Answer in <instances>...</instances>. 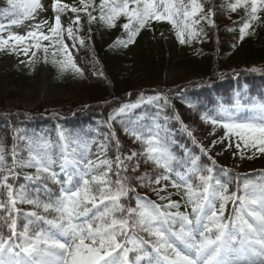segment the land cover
<instances>
[{
  "label": "snow or ice",
  "instance_id": "snow-or-ice-1",
  "mask_svg": "<svg viewBox=\"0 0 264 264\" xmlns=\"http://www.w3.org/2000/svg\"><path fill=\"white\" fill-rule=\"evenodd\" d=\"M250 2L249 19L240 28L241 40L251 27V22L259 19L256 15L257 5L264 3V0ZM131 3L135 6L130 8L128 0H122V6H110L108 0H101L100 4L99 18L110 27L115 26V20L120 16L127 18L128 22L122 26L130 32L125 46L134 42L133 38L149 20L172 24L181 44L185 43V33L189 41L199 37L202 29L197 30L195 25L200 24L201 20L213 23L209 16L214 13L209 11L208 15H203L204 8L198 0H190V10L178 0H131ZM7 4L9 8L6 11L23 7L25 19L42 7L39 0H7ZM81 4L86 10L88 5L85 0H81ZM247 4L248 0H237L230 7L236 11ZM68 7L54 0L56 15L47 34L29 31L26 36L10 34L7 39L0 36V49L14 42L12 47L15 50L17 45L30 40V47L39 50L42 48L41 41H49L53 47L58 46L53 56H66L65 60L54 59L53 63H58L62 71L71 66L80 73L63 41L61 13ZM71 11L78 12L79 9L72 7ZM198 14H201L199 18L193 19ZM88 16L89 22L96 19L91 13ZM21 22L12 20V24ZM74 23H79V16ZM3 27L0 25V30ZM34 27L39 28L40 25ZM67 32L70 38H75L71 27ZM27 51L25 48V54ZM43 51L47 55L48 47H44ZM160 98L149 97L148 101ZM138 106L139 103L125 104L109 119H115L117 115L126 114ZM253 108L251 117L240 119L239 116L229 115L228 121L221 124L226 129L225 138L234 135L246 147L264 153V103ZM212 123L218 121L212 120ZM129 131L136 141L145 146L143 152H133L122 158L117 141L114 160L107 158V145L104 142L98 146L97 158H89L87 141L79 137L73 140L77 147L69 153L70 137L61 131L59 136L65 144L59 173L54 170L55 161L47 142L29 140L27 160H18L13 149V168H35V173L27 175L25 179L40 186L34 189V196L25 186L14 192L13 185L7 183L10 176L15 178L12 169L0 177V187L7 189L8 196L7 206L0 202V208L7 207V220H10L6 224L9 235L5 236L3 226H0V264H257L252 257H264V175L257 180L245 179L236 191L230 192L228 185L213 175L212 168H200L197 158H192L188 163L187 159L176 156L174 142L170 140V133L164 125L156 123L155 130L149 129L147 132L136 127ZM236 147L239 149L240 144L237 143ZM138 156H143L145 163L151 162L157 169L163 170L154 180L149 179L147 174L137 176L141 186H145L146 179L147 186L153 183L158 185L161 180L169 181L173 188L183 189L185 203L191 205L190 214L179 211L181 205L178 201L164 196L160 199H167L168 203L163 206L139 196L135 207L123 202L129 191L134 189L128 186L127 175L121 173L128 171L125 161L130 162ZM4 160V149L0 147V173L3 172ZM181 166L184 171H177ZM138 168L139 162L131 170L135 172ZM113 175L115 180L112 179ZM47 181L58 185V190L50 188ZM238 192L241 194L238 195ZM229 202L233 204V210L232 214L226 216ZM18 203L31 205L36 210L21 213L17 208ZM12 212L17 215L13 217ZM21 215L26 223L23 230L18 232L17 220ZM41 224L47 225L48 229H43ZM137 230L146 233V237L137 235ZM17 240L20 242L17 243ZM133 252L136 255L130 259L129 253ZM259 264H264V260H260Z\"/></svg>",
  "mask_w": 264,
  "mask_h": 264
},
{
  "label": "trees",
  "instance_id": "trees-1",
  "mask_svg": "<svg viewBox=\"0 0 264 264\" xmlns=\"http://www.w3.org/2000/svg\"><path fill=\"white\" fill-rule=\"evenodd\" d=\"M57 2L64 4L63 0H57ZM201 2L206 10L214 13V24L201 26L205 38L200 47H191L180 42L169 48L160 43L147 46L144 45L142 38L138 37V47L121 49L110 46L101 38V30L111 28L99 18L101 0H85V4L88 5L86 10L84 4H81V0H71L70 8L79 9L78 12L73 13L76 18L79 16L80 33L84 40L90 44L91 52L102 70V74L99 76L88 75L85 78L89 85L88 103L85 106H73L55 111L42 107L29 111L22 108L6 107L0 102V141L5 140L7 135L16 131L21 132L29 140L41 139L44 142L54 136L59 129L66 131L74 139L79 137L87 142L102 137V134H109V139L114 142L112 134L116 133L119 137H124L125 140L123 141L125 146L120 147V155L130 153L128 147L130 145L135 148L136 153H141L145 146L140 141H136L129 130L133 127L143 132H147L149 129L155 130L154 122L158 121L168 129L169 138L174 142L173 151L177 157L187 159L188 163L192 158H197L200 168H212L213 175L226 183L230 192L236 191L237 186L242 185L245 179H259L262 174L239 175L219 169L207 159L197 146H194L189 139L179 133V129L186 123L207 115L219 103L231 107L234 105L236 97L243 104H248L254 99L264 101V15H257L259 19L251 22V27L241 40L240 28L249 19L250 0L246 6L238 7L236 11H232L230 5L236 3L237 0H201ZM53 3L54 0H49L51 26L56 15ZM108 3L110 6L116 4L122 6V0H108ZM7 9L0 7V18L9 15L17 17L24 13L23 7H18L14 11H6ZM105 11L107 12V9ZM64 13L65 11L61 13L63 41L65 37ZM88 13H91L96 19L89 22ZM228 16L232 19L227 20ZM116 20L127 21V18L120 16ZM0 36L4 38L1 31ZM31 43L32 41L29 40L16 48L29 47L30 49L21 68L10 76L16 86L25 88L29 82H34L40 68L44 65L48 66L55 74L60 76L63 73L66 74V69L62 71L58 63H53L54 59L61 61L62 58L59 54L53 56L56 48L50 45L49 41H41L42 48L39 50L30 47ZM44 47L49 49L47 55L43 51ZM12 51L11 49L5 50L0 54V59L9 57L13 53ZM33 53H35L34 56ZM235 57L240 58L241 65L231 71L225 67V63ZM181 71H189L194 76V80L174 89L158 85L165 75H175ZM67 80L68 83L71 81L70 78ZM157 96L161 98L153 100L151 104L147 103L149 97ZM137 103H139V108L128 115L121 114L117 115L115 119H109L121 106ZM70 143L74 148L77 147L73 141ZM115 146L112 145L107 158H115L117 154ZM133 160L135 165L139 162L137 171L121 173L127 175L128 186L130 189H134V191H129L123 202L135 207L139 196L146 197L161 206L168 203L167 199L161 200L160 194L157 193H150L146 196L145 190L153 188L154 183L147 186L148 180L146 179L145 186H141V182L136 179L137 176L147 174L149 179L154 180L158 172L163 170L157 169L151 162L145 163L143 156H138ZM2 167L3 172L0 173V176L5 173L7 168L5 164ZM178 169L183 170L184 168L181 166L176 170ZM33 172H35V168H16L14 170L15 178L11 176L8 182L13 185L15 191L21 186H25L34 196V189L40 185L25 179ZM112 179L115 180L116 177L113 175ZM47 184L54 190L59 188L51 181H47ZM4 190L5 188L0 187V199L5 198ZM239 194L241 193L238 192ZM40 196L43 199V191ZM162 196L168 197L172 201H178L181 205L179 211L191 213V205L185 203L183 189L174 188L163 193ZM17 208L21 213L36 210L31 205L20 203L17 204ZM232 210L233 204L229 202L225 215L232 214ZM257 210H259L258 206ZM11 215L15 217L17 213L12 212ZM8 216L7 207L0 208V226H3V233L9 232L6 226L7 223H10V220H7ZM24 223L26 220L21 215L17 220L18 232L23 230ZM41 227L44 228V224H41ZM137 235L146 237V233L139 230H137ZM130 254L134 255L135 253ZM254 259L261 260L260 257Z\"/></svg>",
  "mask_w": 264,
  "mask_h": 264
},
{
  "label": "rangeland",
  "instance_id": "rangeland-1",
  "mask_svg": "<svg viewBox=\"0 0 264 264\" xmlns=\"http://www.w3.org/2000/svg\"><path fill=\"white\" fill-rule=\"evenodd\" d=\"M63 1L64 4L69 6L68 10H66L63 15V25L65 28L64 43L67 45L68 51L71 54L74 63L81 70L80 73H77L71 68V66H68L66 68V74L63 73V75L60 76L53 73L48 66L44 65L40 68L39 74L34 82H29L25 88L18 87L15 85L10 76L14 71L21 68L22 62L30 53V49L29 47H20L19 49H16L17 46H19L17 45L15 50H13L12 44L14 42H10L8 46L0 49V54L7 49L13 50V53L9 57L0 59V102L6 107L22 108L29 111L42 107L47 110L55 111L73 106H85L88 103L89 85L86 83L85 78L88 75L99 76L102 74V70L100 64L91 52L90 44L84 40L80 33V23H74L76 17L70 8L71 0ZM39 2L42 7L37 8L32 16L27 19L24 18V13L17 17L9 15L0 18V25L4 26L0 31L5 39H7L10 34L26 36L29 31L34 30H38L39 32H43L45 34L48 33L52 23L49 10V0H39ZM128 2L130 8L135 6L131 3V0H128ZM178 2H182L190 10V0H178ZM198 2L202 4L201 0H198ZM0 7L9 8L7 0H0ZM257 7L258 11L256 15H264V3L258 4ZM203 8V15H208L209 11L206 10L204 5ZM200 15L201 14H198L197 17H194L193 19H198ZM14 19L22 22L12 24V20ZM209 19L214 21L213 15L209 16ZM231 19L232 17H227V20ZM127 22L128 20H116L114 27L102 29V40L106 41L114 48L121 49H132L138 47V37H141L144 45L147 46H154L160 43L164 47L169 48L179 42L176 35V29L172 24L166 21L149 20L145 24V27L140 29L138 34L133 38L134 42L127 43V46H125V42L129 40L130 32L125 31L122 26ZM203 24L212 26L214 22L209 23L208 20H201L200 24L195 25V27L197 30H200ZM35 25H40V27L36 28L34 27ZM133 26H135V22H133ZM69 27L72 28L73 36L75 38H70L68 36L67 29ZM204 38L205 34L201 31L198 38L189 41L187 33H185V44L190 45L191 47H200ZM81 40L83 43H81ZM117 41H120L121 43H117ZM25 48L28 49L27 54H25ZM55 48L57 51L58 46ZM61 58V61L65 60L66 56L61 55ZM239 65H241V60L238 57L232 58L225 63V67L231 71L235 70ZM68 78L71 79L69 83L67 80ZM193 80L194 76L189 71H181L175 75H165L158 85L163 88L174 89L189 84ZM234 101V105L231 107L223 103H219L211 109L210 113L204 115L207 116L208 119H202V117L192 119L179 129V133L184 135L186 139H189L190 143L194 146H197L214 165H216L219 169H223L227 173L233 172L239 175L259 173L264 175V153H260L254 148L246 147L243 142L234 135L225 138L226 129H224L221 124V122L228 121L229 115L239 116L240 119L251 117L254 112L253 106L258 105L259 103H264V101L254 99L248 104H243L238 97H236ZM147 103L151 104L152 101H148ZM137 108H139V106ZM137 108L131 109L128 113L122 115H128ZM212 120H217L218 123L213 124ZM156 123L160 122L155 121L154 128L156 127ZM61 131L63 130H57L55 135L49 137L48 141H46L50 145L51 155L55 161L54 170L58 173L60 172V160L65 144V141L61 140L59 136ZM63 132L66 136L70 137L68 140L67 151L71 153L74 147L70 142L74 140V137L69 135L66 131ZM189 133H191V135H189ZM109 137V134H102V137L93 139L91 142H87L89 158L93 160L97 158L99 151L98 146L101 142H104L107 145V154L112 145H116L117 141L119 143V148L125 146L123 144V141H125L124 137H119L115 133L113 136L114 142L110 140ZM5 138V140L0 141V147H3L4 149V164L7 167L4 174H7L9 169H12L14 172L16 168H23H13V149L16 150L18 160H27L29 157V139L19 131L11 133ZM110 142L113 143L110 144ZM237 143L240 144L239 149L236 147ZM130 146H128L130 148V150L128 148L130 153L121 155L122 158L136 152L135 148ZM133 161L134 160L130 162L125 161L128 166V171H131V169L135 167V163ZM113 170L115 171V165H113ZM101 171H103V169ZM177 171H184V169H178ZM34 173L35 172L32 174ZM7 183L9 182L7 181ZM165 185H167L166 188H164ZM152 186L153 188L145 190L144 193L146 196L150 193H157L160 194L161 197L163 193L174 189L169 181L164 180H161L160 184H154ZM160 189L163 190L161 191ZM13 191L15 192L14 188ZM4 195L5 198L0 199V202L7 205L8 196L6 188L4 190ZM43 229L47 230L48 226L44 225ZM9 234V232H4L5 236ZM17 242L19 241L17 240ZM86 243H90V241H86ZM135 255L136 253L134 255L129 253V258L134 259ZM252 258L258 257L253 256ZM260 259L264 260V257H260ZM257 264H259V261H257Z\"/></svg>",
  "mask_w": 264,
  "mask_h": 264
}]
</instances>
